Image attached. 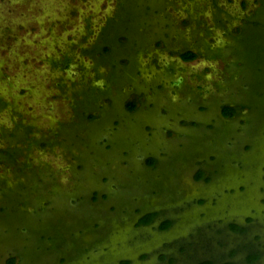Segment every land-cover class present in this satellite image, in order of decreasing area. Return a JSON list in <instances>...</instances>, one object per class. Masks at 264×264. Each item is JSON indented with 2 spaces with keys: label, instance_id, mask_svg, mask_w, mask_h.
Listing matches in <instances>:
<instances>
[{
  "label": "rangeland",
  "instance_id": "obj_1",
  "mask_svg": "<svg viewBox=\"0 0 264 264\" xmlns=\"http://www.w3.org/2000/svg\"><path fill=\"white\" fill-rule=\"evenodd\" d=\"M205 261L264 264V0H0V264Z\"/></svg>",
  "mask_w": 264,
  "mask_h": 264
},
{
  "label": "trees",
  "instance_id": "obj_2",
  "mask_svg": "<svg viewBox=\"0 0 264 264\" xmlns=\"http://www.w3.org/2000/svg\"><path fill=\"white\" fill-rule=\"evenodd\" d=\"M198 53L197 52H195V51H192V50H189V51H187V52H185V53H183L182 54V58H183V60H185V61H191V60H194V59H196L197 57H198ZM235 110L231 107V106H224L223 107V113H224V115L225 116H233L234 115V112ZM154 158H151L150 160H149V162L150 163H153L154 162ZM203 175H204V172L202 171V170H200L198 173H197V175H196V177L197 178H201V177H203ZM158 215V212H149V213H147V214H145L144 216H142L141 218H140V220H139V224H141V225H148V224H150V223H152L153 222V220L156 218V216ZM173 223V220H171V219H166V220H164L163 222H162V224H161V228L162 229H167V228H169L170 226H171V224ZM235 225V224H234ZM237 229V228H236ZM240 229V228H239ZM257 257V255H251L250 256V259L251 260H253V259H255ZM14 261V259H12L11 260V262H13ZM200 264H214V262L213 261H205V262H202V263H200Z\"/></svg>",
  "mask_w": 264,
  "mask_h": 264
}]
</instances>
